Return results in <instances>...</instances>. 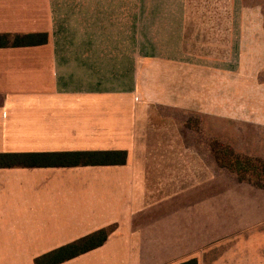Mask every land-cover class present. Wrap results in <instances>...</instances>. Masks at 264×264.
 Masks as SVG:
<instances>
[{"label": "crops", "instance_id": "0c3cea01", "mask_svg": "<svg viewBox=\"0 0 264 264\" xmlns=\"http://www.w3.org/2000/svg\"><path fill=\"white\" fill-rule=\"evenodd\" d=\"M263 2L0 0V35L48 38L0 47V156L127 153L124 164L81 166L0 158V263L34 264L105 230L102 246L61 264H263L256 261L263 253L253 260L251 249L264 235L256 231L264 228V196L218 182L209 188L201 152L159 144L158 108L145 110L143 97V67L152 61L113 50L110 27L113 9H259Z\"/></svg>", "mask_w": 264, "mask_h": 264}, {"label": "rangeland", "instance_id": "374dc122", "mask_svg": "<svg viewBox=\"0 0 264 264\" xmlns=\"http://www.w3.org/2000/svg\"><path fill=\"white\" fill-rule=\"evenodd\" d=\"M111 12L113 50L152 61L143 67V97L145 110L151 103L158 108L159 144H183L193 154L201 152L209 188L218 182V189L239 187L264 196L256 179H242L217 162L216 155L229 149L235 157L264 162V7ZM256 241L251 258L262 252L256 261L264 264V235Z\"/></svg>", "mask_w": 264, "mask_h": 264}, {"label": "trees", "instance_id": "16d2710c", "mask_svg": "<svg viewBox=\"0 0 264 264\" xmlns=\"http://www.w3.org/2000/svg\"><path fill=\"white\" fill-rule=\"evenodd\" d=\"M47 34L0 35V47H23L47 43ZM221 153V154H218ZM218 162L239 175L252 176L258 185L264 187V162L258 159L241 158L229 149L217 150ZM232 155V156H231ZM127 153L124 151H96V152H62V153H32L1 155V160L25 165H54L81 166L124 164ZM235 157V160L233 158ZM228 160H225L227 159ZM260 183V184H259ZM107 232L100 230L65 247L47 252L34 260V264H61L75 257L92 251L104 244ZM179 264H198L196 258H191Z\"/></svg>", "mask_w": 264, "mask_h": 264}]
</instances>
